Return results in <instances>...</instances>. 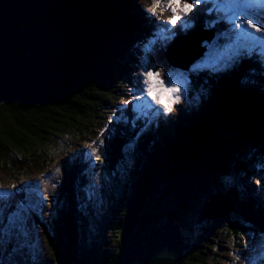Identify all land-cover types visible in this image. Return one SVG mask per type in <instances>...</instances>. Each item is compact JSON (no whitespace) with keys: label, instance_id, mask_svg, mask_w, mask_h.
<instances>
[{"label":"trees","instance_id":"1","mask_svg":"<svg viewBox=\"0 0 264 264\" xmlns=\"http://www.w3.org/2000/svg\"><path fill=\"white\" fill-rule=\"evenodd\" d=\"M196 7L198 10L201 6ZM146 9L141 0H0V44L20 50L49 48L56 51L61 60L59 68L41 86L0 97V172L26 173L37 161L41 164L38 169L47 170L50 165L45 164L47 159L43 160L42 155L51 154L44 147L56 142L69 146V138L85 137L89 132L87 124L90 125L86 122L89 118L86 111L114 107L115 97L128 88L131 73L137 70L140 56L144 53L143 37L150 32V25L144 27L142 18L147 19ZM222 24L219 23L218 29L222 28ZM255 57L249 63L245 60L239 72L234 69L231 70L233 74L228 71L217 76L216 82L210 80L206 83L205 88L213 96L206 97L202 108L194 114L176 118L174 128L177 121L185 119L188 123L177 131V134L182 133L165 151L140 150V143L148 139L154 142L157 138L161 141L169 139L172 125L156 134L144 135L141 141L135 140L130 129L125 126L120 128L121 138L117 141L122 148L120 152H128L132 148L139 157L145 152L149 162L155 164L152 169L146 170L148 160L135 159L132 179L137 181L138 196L135 195L136 204L129 206L125 219L121 215H118L119 219L112 215L111 256L102 245V232L95 233L98 213L88 181L89 169L86 165L75 163L72 158L76 153L70 154L66 160L68 162L73 156L70 159L71 176L66 170L67 175L61 180L58 190L59 202L53 204V207L56 205L54 217L51 223L45 224L47 228L40 226L52 255L49 264H95L92 248L96 244H99L97 256L102 258L103 264H118L128 246L170 225L180 232L183 240L184 253L178 264H204L209 253L202 250L203 245L222 248L221 243H226L221 241L224 235L236 240L243 235L251 236L253 230L264 237V209L260 195L250 196L255 192L254 186L240 187L241 184L230 191L231 186L217 179L209 189L206 196L208 203L198 218L199 223L209 227L202 229L203 233L195 243H191V240L196 241L195 233L184 216L169 210L162 211L163 207H160L169 200L165 195L167 190L177 182L172 179L173 168L181 160L182 146L188 143L182 134L196 131L194 137L201 133L203 130L196 125L198 123H204V129L210 130L218 139L225 138L224 142L229 141L233 134L241 136L250 146L248 153L264 160L256 155V151H263L264 154V62ZM188 108L183 106L181 111ZM126 133L129 138L124 137ZM180 138L182 140L178 143ZM225 153L230 154L228 151ZM246 156L248 162L242 163V166L252 173L251 178L264 195V165L257 161L260 167L249 163L251 156ZM80 157L79 160L85 158ZM211 157L208 154L195 161L194 165L205 163L204 170H210ZM94 162L100 163L99 160ZM221 165L219 161L212 166ZM114 170L112 166L104 167V172L110 175L116 174ZM215 172L219 174L218 170ZM187 174L184 172L177 180ZM116 181V184L121 183ZM223 185L226 190L221 187ZM172 190L170 195L175 193ZM124 196L131 199V194ZM156 199L159 201L154 208L151 204ZM151 213L154 214L152 217L149 216ZM120 223L125 225L120 228ZM240 231L244 233L240 234ZM212 250L218 253L215 247ZM24 261L27 262L26 259ZM6 262L8 260L2 263Z\"/></svg>","mask_w":264,"mask_h":264},{"label":"rangeland","instance_id":"2","mask_svg":"<svg viewBox=\"0 0 264 264\" xmlns=\"http://www.w3.org/2000/svg\"><path fill=\"white\" fill-rule=\"evenodd\" d=\"M230 1L233 6L238 5H234L235 0ZM141 2L144 5L151 7L154 0H141ZM187 2L191 3V0H187ZM221 2L229 3L228 0H221ZM167 3L168 0H161L160 8L157 9V15H152L157 25H162L164 21L171 18L170 11L166 9ZM196 8V5H193L192 11H190L183 20H177L175 24L168 25V29L171 32L170 38L167 39L169 43H171L172 40L176 41L178 38L181 39V37L184 38L189 35L196 36L197 38L204 35L209 38L211 37V42L204 41L201 44V47L204 50V56L191 67L189 72L183 68H180L182 70H176L168 64L164 65L162 62L163 55L160 54L158 50L155 51L158 45V40L154 34H149L147 38H144L145 45H148L149 42L153 40L156 42L151 45L150 50L146 49L145 46V52L140 59V64L137 70L131 73V79L127 82L129 83L128 88L126 91L115 97L114 107L111 109H109V107L107 109L100 107L97 111L94 110V108L90 112L86 111V114L89 115L86 122L90 125L87 124L89 132L85 137L69 138V146H65L64 142L61 144L56 142L44 147V150L51 154L48 156L42 155L43 160L47 159L45 164L50 165L47 169L48 171L38 169V166H41V164L37 161L36 164L30 168V171L26 170V173L10 171L6 173H3L2 171L0 172V193L8 194L6 196L0 195V264H4L2 263L4 260H8V262H6L7 264H49L52 261V255L44 242L40 226L44 225L45 228H47L48 225L45 224L51 222L54 217L56 205L53 207V204L59 202L60 192H58V190L61 185V180L67 174L71 176L70 159L73 156H71L68 162L66 159L70 157V154L74 153H76V155L72 159L75 160L77 165L80 164V156H85L87 158V167L89 169L88 181L90 182L95 205H97L96 212L98 213V217H96L97 224L95 225L97 226V229L95 233H98L99 231L102 232L100 235L104 239L102 245L109 251V256L112 255L113 245H109L111 244L109 243V238L111 235L110 225L111 219L113 218L112 215L115 214L118 219V215H121L122 218L125 219V213L129 210V206L136 204L134 201L137 199L135 195L137 194L138 196V186L137 181L135 182V180L132 179L133 168H135V159L139 158L144 162L147 160V162H149L145 152L140 154L139 157V154H134V150L131 147L128 152L124 151L121 153L120 151H122V148L117 142L118 138H121L119 135V129L122 124L126 125V128L130 129L131 134L135 137H140V141L144 136L137 132V124H139V127L145 134L152 130V124L145 118H137L136 113L133 110L135 104H148L149 101H151V97L142 101L139 100L138 94L134 91L138 85L137 77L140 76L143 71L141 65L145 57L149 58L151 65L147 70L158 72L159 79L163 80L166 85L169 74H171L176 80L180 81V83L173 85L174 87L180 88V102L174 104L173 110L167 113V115L170 116L167 126L172 125V131H169L170 138L164 141L157 138L156 142L148 139V141L140 143V146H142L140 150L149 148L151 150L158 149L163 152L168 148L167 146L171 144V138L179 137L182 133L177 134V131L181 130L183 125L188 123L185 119H183L184 124L183 121H177L174 128V121L176 118H179L180 116L186 118L187 116L184 111H181V107H197L198 104L203 101V96L207 93V91L201 88L199 84V76L201 73H203L201 76L204 78V85L210 80L216 82L214 80L217 79L218 72L227 73L235 67L237 68L236 71L239 72V66L240 64H244L245 60L249 63L256 55L257 57L261 56L259 53L248 55L240 52L238 59H236L235 62L228 66H220L218 62L219 59L224 55V50L234 39V36L229 34L230 25L227 21L219 19V15L218 18H216V21L219 22L216 23L210 12L207 15L205 23L203 21L200 23L196 17L198 13ZM179 14L183 15V13ZM221 14L223 15V13ZM149 15L147 16L146 21L151 28L152 23ZM199 17H203L201 13ZM181 21L182 23H180ZM222 22V33L217 35L213 30L214 23L216 24V27L219 28V23ZM185 24H187V27L184 26ZM45 35L46 34L43 36ZM214 38L217 39V42ZM164 49L167 48H162L163 51ZM169 52H167V54ZM154 53H157V55L153 56ZM233 73L234 71H231V74ZM184 81L187 82L186 88L181 87V83ZM135 93L136 95H134ZM153 95L156 94L154 93ZM170 98L171 97L168 94H165L163 96V101L167 103ZM125 101H128L129 103H125ZM152 107L160 110L161 114L159 115L163 116V114H165L159 105H155L154 101L152 102ZM189 108L187 110H189ZM123 112L127 113L128 116L130 115L131 118L123 117V115H121ZM140 121L142 122L141 125ZM249 123L253 122L249 120ZM196 125L201 127L205 132L204 123H198ZM159 130L160 127L157 126L153 130V133L156 134ZM196 133V131H189L184 135L182 134V137L186 138L189 143L199 136L200 133L193 137ZM223 133H225V130ZM121 134H124V132H121ZM124 137L129 138L130 136L126 133ZM236 137L235 134L230 137L234 144L226 145V143H222V141L220 144V138L213 143V148L206 152V155L204 156L206 157L208 154L212 155L209 165L211 168L210 170H204L203 166L206 167L207 165L205 163L195 166L194 162L197 160L193 161V166L189 169L181 170L180 162L173 168L172 179H176L177 181L174 184V187H172V189L175 190V193L170 195L173 190H167L165 195L169 197V200H166L163 205H160V207H163V209H161L162 211L169 210L171 213H181L184 216V220L190 226L192 232L195 233L194 237H196V241L191 240V243L197 242V237L203 233L202 229L209 227L206 224L199 223L198 218L201 217V210L206 208L208 203L206 196L209 194V189L214 185L217 179H221L226 182H223L225 185L231 186L232 188H230V191L239 187L241 184L240 187L243 185L247 187L254 186L255 192L250 196L260 195V198L262 200L264 199L261 190H259L258 186L255 185V181L251 178L252 173H249L244 165L242 166V163L248 162L246 154L251 156V154L248 153V150L250 149H244L243 143L245 141L242 138L236 139ZM101 141H103V143H101ZM93 148L96 149L95 155H91ZM171 149L174 148H170L169 150ZM68 150H70V153ZM183 150L182 154L184 152ZM226 151L230 152V154L228 155L225 153ZM243 151H245L244 155L242 154ZM256 155H259L264 159L263 151H256ZM96 156H99V159H96ZM253 158H255V160ZM93 159L99 160L100 163L95 164ZM249 159V163L253 162L255 164L257 161V163L264 165V160H260L253 155ZM219 161L223 164L221 167L212 166ZM152 162L148 163L146 170L154 167L155 163ZM257 163L256 165L259 166ZM105 166L115 167L114 171L116 174L110 175L107 172L105 173ZM94 168H96V170H94ZM57 169H59V171H57ZM216 170H218L219 174H216ZM184 172H188V174L185 175V177H181L180 180H177V178L182 176ZM116 180H120L121 183L117 185ZM225 185L221 187L226 190L227 188ZM177 187L179 189H177ZM129 194H131V199H126L124 195ZM196 195H198V198H196ZM124 200L126 201L123 205ZM158 201L159 199L154 200L151 206L155 208L158 205ZM118 204L121 206H118ZM180 207L182 208L181 210ZM155 210L159 211L158 208ZM112 211H114V213H112ZM153 215L154 214L152 213L149 214L151 217ZM138 222H140V216H138ZM124 225L125 223H120V228ZM241 233L244 232L240 231V234ZM256 233L257 232L251 230V236L243 235L236 238V240L228 235H224L221 241L226 243H221L223 246L222 248H217L215 245L213 246L211 244H208L207 247L206 245H203L204 249L202 250L209 253L204 264H264V237L260 235L258 236ZM207 234L210 233L208 232ZM252 235L254 236L252 237ZM96 241L98 242V240ZM106 245H109V247ZM214 247L216 248V251H218L217 254L212 250ZM92 250L95 252V256H92L94 263L103 264L102 258L97 256V252H99L98 244L96 246L94 245ZM101 253L100 250V256ZM96 256L98 257V261L96 260ZM8 257H10V259H8ZM25 259L27 262L24 261ZM110 260L111 258L109 261Z\"/></svg>","mask_w":264,"mask_h":264},{"label":"water","instance_id":"3","mask_svg":"<svg viewBox=\"0 0 264 264\" xmlns=\"http://www.w3.org/2000/svg\"><path fill=\"white\" fill-rule=\"evenodd\" d=\"M203 41L204 37L196 36L178 39L168 53L169 64L175 68L189 70L191 64L204 54L201 47ZM60 63L59 54L49 48L23 51L10 45L0 44V97L24 92L32 86H41L59 68ZM205 132L202 131L193 141L182 146L184 152L181 155V170L191 168L193 161L203 158L206 152L213 148V143L218 138L210 130ZM240 137L237 136L236 139ZM177 138L174 137L171 142L174 143ZM224 139H221L219 143L221 144L222 141L226 145L234 144L230 137L229 141L224 142ZM181 140L180 138L177 142ZM243 145L244 149L250 148L247 142ZM183 253L181 234L170 225L128 246L118 264H178Z\"/></svg>","mask_w":264,"mask_h":264},{"label":"snow or ice","instance_id":"4","mask_svg":"<svg viewBox=\"0 0 264 264\" xmlns=\"http://www.w3.org/2000/svg\"><path fill=\"white\" fill-rule=\"evenodd\" d=\"M213 4V8L209 11L215 10L219 16V19L227 21L230 25L229 34L234 36L231 44H229L224 50V55L219 59L220 66H228L238 59L240 52L251 55L253 53H259L264 59V0H241V3L233 6L228 3L227 6L221 3L220 0H191V3L187 0H168L166 9L170 11L171 18L164 21L162 25H159V32L156 39L166 41L170 38L171 32L168 29L169 24H175L177 20H183L184 17L193 9V5H199L201 3ZM161 0H154V3L150 7L149 11L153 16L157 15V9L160 8ZM179 13H183L180 15ZM187 27V24L184 25ZM156 41L153 40L146 45V49L151 48V45ZM149 58L145 57L142 62V73L137 77L138 85L134 91L138 94L139 100H145L151 97V101L148 104L137 103L134 105V112L137 118L148 119L150 116H156L161 114L159 109L152 107V102L155 105H159L163 112H171L173 105L180 102V88L174 87L176 83L180 81L176 80L171 74L167 78V85L161 79H159V73L147 70L150 67ZM187 82L181 83V87L186 88ZM156 95H153V94ZM168 94L171 98L169 102L163 101V96ZM160 97V98H157ZM125 103H129L125 101ZM95 143V142H93ZM103 143V141H101ZM96 149H92L91 155H95ZM99 159V156H96ZM59 171V169H57ZM0 195H8L7 193H0Z\"/></svg>","mask_w":264,"mask_h":264},{"label":"clouds","instance_id":"5","mask_svg":"<svg viewBox=\"0 0 264 264\" xmlns=\"http://www.w3.org/2000/svg\"><path fill=\"white\" fill-rule=\"evenodd\" d=\"M144 6H146V5H144ZM148 9H147V14H148V11H149V9H150V7H148V6H146ZM149 15V14H148ZM147 25H148V23L147 22H145L144 23V27H147ZM149 34H154L153 33V31H150L148 34H145L144 35V37H143V40H144V38H147L148 37V35ZM168 41V40H167ZM176 42V41H175ZM175 42H174V40H172V42L171 43H173V44H175ZM160 43H161V41H160ZM145 40H144V47H143V51L145 52ZM173 47H174V45H171L170 46V49L172 50L173 49ZM162 46L160 45V47L157 45V48L155 49V51H157L158 50V52H160V54H162L163 55V63H164V65L166 64H168L170 67H172V68H174V69H176V70H182V69H180V68H175V67H173V66H171L170 64H169V62H168V59H167V56H168V54L166 53V54H164L163 53V50H162ZM36 49V48H35ZM23 51H25V50H23ZM170 53V52H169ZM154 55H157V53H154L153 54V56ZM204 55V54H203ZM202 55V56H203ZM143 56V54L140 56V58ZM151 56V55H150ZM152 57V56H151ZM150 57V58H151ZM165 59H166V63H165ZM198 60H200V58L198 59ZM198 60H196L193 64H191V66H190V68H189V70H188V72L190 71V69H191V67L198 61ZM163 65V66H164ZM168 66V67H169ZM200 87L201 88H203L201 85H200ZM204 89V88H203ZM134 95H136V93L134 94ZM211 95H212V93H211ZM211 95L209 94V95H204L203 96V101H202V103L201 104H203L204 102H205V100H206V97H208L209 96V98H211ZM190 110V111H189ZM189 110H185L184 111V113L185 114H188L189 112H192V114H194V112L195 111H198V107L196 108V107H193V108H189ZM130 112V111H129ZM168 113V112H167ZM167 113H165V114H163V116L162 115H157V116H150V118H148V119H146V120H148L151 124H152V126H151V128H152V130L151 131H149V132H147L146 134H151L152 132H153V130L157 127V126H159L160 127V130L161 129H165V128H167L168 126H167V122L169 121V115H167ZM121 115H123V117H125V118H127V117H130L131 118V116L129 115L128 116V114L127 113H125V112H123V113H121ZM141 121H140V125H141ZM123 126H125L126 127V125H124V124H122L121 126H120V128L121 127H123ZM170 126V125H169ZM120 130V129H119ZM137 132L139 133V134H141V135H146L145 133H143V131L141 130V128L139 127V124H137ZM172 139L173 138H171V141H172ZM135 140H140V137H135ZM136 156V155H135ZM94 160V159H93ZM80 164L81 165H86L87 166V158L85 157L84 159H82V160H80ZM118 185V184H117ZM125 185V184H124ZM51 223V222H50ZM102 239H103V237H101ZM99 242V241H98ZM97 242V243H98ZM103 242H104V239H103ZM102 242V243H103ZM97 245V244H96ZM98 247H99V244H98Z\"/></svg>","mask_w":264,"mask_h":264},{"label":"bare ground","instance_id":"6","mask_svg":"<svg viewBox=\"0 0 264 264\" xmlns=\"http://www.w3.org/2000/svg\"><path fill=\"white\" fill-rule=\"evenodd\" d=\"M223 23V22H222ZM204 41H207V38L206 37H204ZM258 68V67H257ZM214 79V78H213Z\"/></svg>","mask_w":264,"mask_h":264},{"label":"flooded vegetation","instance_id":"7","mask_svg":"<svg viewBox=\"0 0 264 264\" xmlns=\"http://www.w3.org/2000/svg\"><path fill=\"white\" fill-rule=\"evenodd\" d=\"M137 232H138V233H139V235H140V228H138Z\"/></svg>","mask_w":264,"mask_h":264}]
</instances>
